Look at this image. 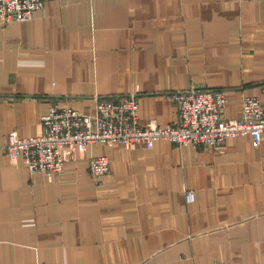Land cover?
<instances>
[{
    "label": "crops",
    "instance_id": "0c3cea01",
    "mask_svg": "<svg viewBox=\"0 0 264 264\" xmlns=\"http://www.w3.org/2000/svg\"><path fill=\"white\" fill-rule=\"evenodd\" d=\"M33 14L0 17V145L42 133L51 104L93 114L136 91L143 125L175 121L178 91L222 90L228 120L247 95L264 106V0H51ZM0 264H264V138L94 143L61 175L0 149Z\"/></svg>",
    "mask_w": 264,
    "mask_h": 264
},
{
    "label": "built area",
    "instance_id": "2783aa9c",
    "mask_svg": "<svg viewBox=\"0 0 264 264\" xmlns=\"http://www.w3.org/2000/svg\"><path fill=\"white\" fill-rule=\"evenodd\" d=\"M48 1L51 0H0V17L3 22L30 20ZM170 97L178 114L175 121L165 126L154 120L141 123L137 91L96 98L93 114L68 104H51L42 117V133L21 137L10 131L0 149L12 161L22 159L32 174L61 175L66 156L84 152L94 143L150 149L155 141L163 139L177 147L220 148L228 139L249 135L254 147L261 146L264 106L258 97H244L242 116L230 120L225 116L227 97L222 90L192 89L175 92ZM88 166L96 183L110 170L106 155L91 157ZM194 196L193 191H185L188 203L194 202Z\"/></svg>",
    "mask_w": 264,
    "mask_h": 264
}]
</instances>
